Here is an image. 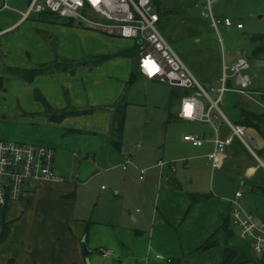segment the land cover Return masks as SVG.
<instances>
[{"label": "crops", "instance_id": "crops-1", "mask_svg": "<svg viewBox=\"0 0 264 264\" xmlns=\"http://www.w3.org/2000/svg\"><path fill=\"white\" fill-rule=\"evenodd\" d=\"M204 3L202 0L200 5H195L200 8L199 16L195 15L190 3L162 8L160 2L155 3L160 15L159 30L169 43L186 33L201 37L207 26L208 31L218 29L208 17L203 16ZM29 18L22 21L19 17L0 29V77L4 80L0 93L10 96V91L14 92L13 111L22 112L15 120L23 121L27 126L25 131L7 133L0 139L53 148L54 171L64 176L66 181L41 182L18 201L23 204L30 202L28 207L36 205L41 211H47V215L54 216L56 222L49 221L56 228L33 237L39 245L33 247L24 263H16L223 264L226 249H232L236 252L234 264H264V255H256L252 240L242 237L237 227H233L231 237L221 229L225 219L231 216L238 191L242 192L239 203L243 209L254 214L256 222L264 229V156L259 157L261 162L251 158L242 149L241 141L235 139L228 148L229 156L224 166L218 171H210L208 155L215 148V130L210 124H207L209 130L202 128L198 133L185 127L182 133L173 136V145L167 149L154 146L148 133L138 137L145 144L138 143L133 148L126 144L124 133L121 148H118L112 143V140L118 142L113 132L116 103L128 93L127 90L134 95L145 93L147 96V84L160 81L139 77L129 84L138 62L137 55H117L94 67L81 65L76 72L66 71L63 66L123 50L136 49L139 53L142 44L133 39L130 46L115 44L114 39L95 32L91 34L75 28L79 32H74L67 28L66 21L56 20L51 15L42 19L46 28L37 34L28 24ZM61 27L71 34L73 43L70 38H61ZM219 41L223 46L220 37ZM222 52L208 48L193 49L184 55L187 63L182 58L201 83L216 86L218 96L217 84L220 85L224 62L229 64L242 56L233 55L229 59L224 49ZM34 70L41 72L31 79ZM252 70L251 62L246 72L251 78L249 88L255 86L254 91L264 93V83L257 81L259 76L255 72L252 74ZM230 81L235 85L233 78ZM170 86L173 87L171 93L167 88L156 89L164 102L170 101L169 119L184 120L179 117L181 102L190 92L183 95L182 88ZM228 91L241 94L233 89ZM250 93H242L237 105L255 111L260 103ZM253 101L259 105H253ZM236 119H239V113ZM192 125L206 123L192 121ZM220 128L223 136L231 134L228 127ZM251 130L261 135L255 129ZM188 133L203 136L204 144L195 147L185 141L184 136ZM260 151L263 152L264 147ZM128 154L132 163L124 168V156ZM80 157L82 159L77 165L65 164ZM161 160L174 162L176 169L172 170L168 165L160 168ZM143 168L147 172L145 179L141 180ZM216 176L218 180L214 186ZM97 178L107 181L110 187L102 186L100 189L101 205L88 221L89 230L85 235L88 222L78 215L74 202L79 189ZM189 193L209 196L191 206ZM15 203L9 205L8 212L14 211L12 206ZM210 237L217 240V244L202 249ZM83 238L91 250L88 257L82 253Z\"/></svg>", "mask_w": 264, "mask_h": 264}, {"label": "built area", "instance_id": "built-area-1", "mask_svg": "<svg viewBox=\"0 0 264 264\" xmlns=\"http://www.w3.org/2000/svg\"><path fill=\"white\" fill-rule=\"evenodd\" d=\"M12 0H0V10L11 9ZM219 0H205L202 14L208 17L214 27L223 23L228 27L235 25L230 17L217 18L213 5ZM52 13L65 20H78L85 27L100 31L112 37L138 40L142 47L139 53L138 68L143 77L165 82L173 86L192 90L181 102L179 117L198 123L212 125L215 130V148L208 155L213 169L224 166L228 158V148L235 139L240 140L260 160L253 149L256 140L248 135V128L234 124L221 109L225 93L237 90L246 93L251 78L246 74L250 69L247 57H239L229 64L224 62L220 79L219 96L213 99L205 86L198 80L181 56L165 39L159 30L160 15L153 0H28V9L21 12V20L28 19L32 13ZM12 26L9 30L15 28ZM238 28H243L237 23ZM233 78L235 88L229 85ZM201 97H206V101ZM264 102V100H263ZM226 126L231 134L223 136L220 127ZM185 141L195 147L204 144L205 138L188 133ZM55 150L51 147L33 143L0 139V232L3 229V213L11 203L18 202L28 192L36 189L41 182H65L64 176L54 171ZM261 162V160H260ZM132 163L131 155L124 156L123 167ZM169 166L176 169L174 162L161 160L160 168ZM147 169H141L140 179H145ZM168 179V178H167ZM238 191L231 212L234 225L242 237L250 238L256 255H264V229L255 220L254 214L246 212ZM161 257V255H158ZM162 258V257H161Z\"/></svg>", "mask_w": 264, "mask_h": 264}, {"label": "rangeland", "instance_id": "rangeland-1", "mask_svg": "<svg viewBox=\"0 0 264 264\" xmlns=\"http://www.w3.org/2000/svg\"><path fill=\"white\" fill-rule=\"evenodd\" d=\"M159 2V6H161V8L166 6L180 7L185 3H190L191 8L194 9L195 15L199 16L200 8H197L195 5H200L202 0H160ZM10 6L11 9L0 11V29L11 25L17 21L19 17H21V12H25L28 9V0H12L10 2ZM213 11L217 18H222L225 16L232 18L235 22V25L233 27L225 28L221 23H219L218 29H214L212 27L214 30L210 29L209 31V26H207V30H204L203 35L196 38L186 33V35L182 38L173 41V43L171 42L170 44L172 47L183 59L184 55L193 49L198 50L201 48H208L213 52L217 51L221 54H223L222 50L224 49V52L227 54L229 59H231L233 55H242L241 57H247L249 62H252L253 70L251 73L254 74L255 72L258 74L259 79L257 81L264 83V55L261 57L254 56L251 42V38L254 36H264V0H219L214 3ZM37 14L38 13L35 12L32 13L28 24L35 33L40 34L44 32V30L41 29L45 27V22L39 18ZM237 23H241L244 28H237ZM67 28L74 32H79L76 30L81 29L87 30L91 34L95 32L100 35H105L111 39H114L115 44H126L128 46L132 44L131 39H125L121 37L114 38L100 31L89 29L78 20L74 21L73 26H67ZM60 29L61 38L62 36V39L65 40L70 38L73 43L74 40L71 34L66 30L64 32L62 27ZM219 37L223 40V46L219 41ZM79 43L81 44V40ZM77 44L78 43L76 42V45ZM155 84L158 86L156 87ZM202 85L206 87L209 95L213 99L218 97V92L215 85L203 82ZM147 86L149 87L147 96L145 93H137L134 95L131 94L132 92L129 90H127L128 93H126L124 96L125 101L128 103L124 139L127 140L126 144H128L129 147L133 148V145H137L138 143L145 144L142 139H138V137L143 133H148V135L152 138L154 146L159 149H167V146L173 145L171 142L173 136L182 133L185 127L190 128V130L195 133H198L202 128L209 130L207 124L196 126L192 125V121L190 120H170L168 112L170 101H168V103H166V101L164 102V98L161 97V93L156 88H167L171 93V89H173V87L166 83L160 82H152L147 84ZM217 86L219 85L217 84ZM233 86L235 87V85ZM254 88L255 86L252 87V89L248 87L246 89L247 92L244 94H247L250 91L251 96H253L255 100L257 99L261 105L260 107L257 102L253 101V105L254 103L259 105L256 107L255 111L264 114V102L260 98V94L254 91ZM179 89H181V87ZM35 91L36 90H34V97L36 96ZM191 92L192 90L190 93ZM13 93L14 92L10 91V96H4L2 93H0V137L2 138L6 136L7 133L27 130V126L24 125L23 121L15 120L19 114L22 115V112L21 110L20 113L13 111L15 106ZM201 99L206 101V97H201ZM240 99H242V93L238 94L236 92L228 91L225 93L223 102L220 105L226 116H228L233 122H236V117L239 113V107L237 104L240 103ZM174 106H176V104H174ZM247 132L249 138L254 137L257 141L255 144H253V149L255 151H260L263 149L264 137L257 134L250 128H248ZM79 159L81 160L82 158H76L77 161L72 160L71 163L65 162V164L77 165V163H79ZM56 163L58 165L59 161ZM211 166L212 165L210 163L209 169L210 171H213ZM219 173L220 172H218V175ZM217 177L218 176H216V180L215 178L213 180L214 186L217 183ZM102 186L110 187L107 181L97 178L89 185L81 187L79 189V195H76L74 204L77 207V211L79 212L78 215L81 216V218H84L86 222L92 220L93 213L95 212L96 214L97 209L101 205V197L99 195L101 193L99 192L101 191L100 189H102ZM33 201H36V199H33ZM29 203L30 202H26L23 204L21 202H17L13 204L12 208H15L14 211L8 212V214L5 216L7 221L12 220L10 222L11 233L9 237L2 244H0V264L4 262V264H6L11 259L14 261V264H17L18 262L24 263L23 260L33 252V247L39 245V243L36 241L37 239H34L33 237H37L38 233L46 232L47 229L48 231H53L56 228V226L53 227V222L49 221H55L54 216L47 215V211H41V209L36 207V205L28 207ZM235 231L237 232V230ZM1 233L2 231L0 232V235ZM257 264L262 263L257 262Z\"/></svg>", "mask_w": 264, "mask_h": 264}, {"label": "trees", "instance_id": "trees-1", "mask_svg": "<svg viewBox=\"0 0 264 264\" xmlns=\"http://www.w3.org/2000/svg\"><path fill=\"white\" fill-rule=\"evenodd\" d=\"M160 0H153V3L155 5L159 3ZM51 15L53 16L56 20H63L66 21L65 24L67 26H73L74 25V21L73 20H65L62 19L52 13H38V16L43 19L46 16ZM251 42L254 45V50H253V55L254 56H263L264 55V36L262 35H258V36H254L251 38ZM57 46L54 45V49H56ZM137 51V52H136ZM139 53H140V48H139ZM139 53L138 50L136 49H129V50H123L119 53L116 54H106V55H100L97 57H93L91 59H82V60H76L75 62H70L67 63L63 66V68H65L66 71H72V72H76V70L81 66V65H89L90 67H94L97 65L102 64L103 62L111 59L114 56H126V57H135L136 55L138 56V60H139ZM50 66V65H49ZM41 71L40 70H34L33 71V76L31 77V79H33L37 74H39ZM139 77H143L142 73L140 72L139 68H138V62L137 65L134 69V72L131 75L129 84H133L135 81L138 80ZM229 85L233 88L234 84H232V82H229ZM4 87V80L2 77H0V89H2ZM184 90L183 95H186L190 92L189 89H185L182 88ZM127 106L128 103L125 101L124 97H122V99L116 103L115 105V113H114V118H113V132L116 135V138L118 137V142H115L116 140H112V143L116 146H118V148H121L122 142H123V135H124V129H125V124H126V112H127ZM231 122H233L231 120ZM234 124H242L245 125L247 128H251V129H255L256 131H258L263 137H264V114L258 113L256 111H253L251 109H249L248 107L245 106H241L239 108V119H236V122H233ZM242 149L246 150V152L248 153V155L251 158H255L252 153H250V151L247 149V147L242 143ZM257 153V155L259 157H263L264 156V151H255ZM190 196V200H191V206H193L194 204L198 203L204 196H209V195H201V194H196V193H189ZM8 212V208H6L5 212L3 213V229H2V233L0 235V244H2L10 235L11 233V227H10V222L11 221H7L5 219V216L7 215ZM89 223L88 222V226L87 229L85 231V235L88 233L89 230ZM233 227H236L233 223V219L232 216L228 217L225 219L224 224L221 226V229L224 230L227 234L228 237H231L232 234L234 233L233 231ZM217 244V240H215L213 237H210L202 246V249L206 250L214 245ZM236 256V252L233 251L232 249H226L225 251V255H224V260H223V264H234V259ZM262 257V256H261ZM6 264H14V261L11 259L8 261V263Z\"/></svg>", "mask_w": 264, "mask_h": 264}, {"label": "water", "instance_id": "water-1", "mask_svg": "<svg viewBox=\"0 0 264 264\" xmlns=\"http://www.w3.org/2000/svg\"><path fill=\"white\" fill-rule=\"evenodd\" d=\"M260 98L264 100V93L260 94ZM82 253L84 254V256H87V257L91 255V250L89 249L86 238L82 239Z\"/></svg>", "mask_w": 264, "mask_h": 264}]
</instances>
